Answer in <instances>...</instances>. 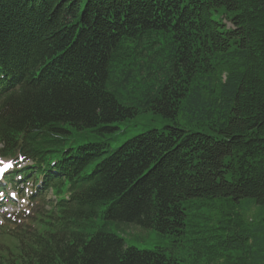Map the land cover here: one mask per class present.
I'll return each mask as SVG.
<instances>
[{"label": "trees", "instance_id": "obj_1", "mask_svg": "<svg viewBox=\"0 0 264 264\" xmlns=\"http://www.w3.org/2000/svg\"><path fill=\"white\" fill-rule=\"evenodd\" d=\"M147 113L164 125L115 146ZM18 155L58 201L0 264H264V0H0V156Z\"/></svg>", "mask_w": 264, "mask_h": 264}, {"label": "rangeland", "instance_id": "obj_2", "mask_svg": "<svg viewBox=\"0 0 264 264\" xmlns=\"http://www.w3.org/2000/svg\"><path fill=\"white\" fill-rule=\"evenodd\" d=\"M164 123L165 122L161 120L160 118L147 113L137 118V120L132 121V124L129 125L130 127L128 129L130 133L119 138L115 146L117 145L120 146L125 140L131 138L133 135H136L137 133H142L143 131L151 130V129H158L160 126L164 125ZM131 126H134V127H131ZM82 138H87L88 142H95L96 140V137L94 134L87 133V132L80 133L76 137V139H82ZM84 143H87V142H84ZM0 163L9 164L8 162H5V161H1ZM49 200H52L50 193L46 194L45 202ZM14 203H15L14 209H8V214H12L13 217H15L14 214H19L22 211H29L28 213L25 212L24 217H29V216L31 217L33 216V212L37 211V204L31 205V204H28L27 201L23 202L22 205H19L18 201L17 202L14 201ZM49 207H50V204H48L47 208ZM8 219H11V218L9 217ZM102 223L105 224L104 229L106 231L114 233L120 238L124 239L126 246L134 247L139 250H153L155 248H163V249H166L169 254L171 252H174L176 256H179V254L181 253V250L172 249L170 245L167 243L168 240L161 238L153 230L142 229V228L135 227V226H123L122 227V225L120 226L117 222H114V221L113 222L112 221L100 222L99 220L97 223V226L100 227Z\"/></svg>", "mask_w": 264, "mask_h": 264}, {"label": "snow or ice", "instance_id": "obj_3", "mask_svg": "<svg viewBox=\"0 0 264 264\" xmlns=\"http://www.w3.org/2000/svg\"><path fill=\"white\" fill-rule=\"evenodd\" d=\"M10 168H12L11 164H5L3 167H0V179L3 178V174Z\"/></svg>", "mask_w": 264, "mask_h": 264}]
</instances>
